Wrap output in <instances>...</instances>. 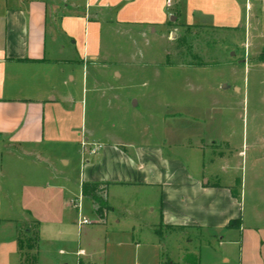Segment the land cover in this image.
I'll return each instance as SVG.
<instances>
[{"label":"crops","instance_id":"1","mask_svg":"<svg viewBox=\"0 0 264 264\" xmlns=\"http://www.w3.org/2000/svg\"><path fill=\"white\" fill-rule=\"evenodd\" d=\"M175 20L241 31L249 57L264 0H0V264H264L263 234L252 228L226 245L215 234L217 247L195 243L201 226L229 231L238 215L232 187L202 172L208 144L196 110L209 105L162 89L150 134L118 136L100 111L87 126L89 94L107 98L114 117L138 107L112 84L139 51L153 58L149 45ZM94 143L102 147L89 154ZM84 182L106 184L103 218L82 195Z\"/></svg>","mask_w":264,"mask_h":264},{"label":"rangeland","instance_id":"2","mask_svg":"<svg viewBox=\"0 0 264 264\" xmlns=\"http://www.w3.org/2000/svg\"><path fill=\"white\" fill-rule=\"evenodd\" d=\"M242 11L243 16L246 12L248 22L249 11L244 8ZM254 11L251 24L255 23ZM175 22L177 20L169 21L171 26L161 43L149 45L156 49L152 59L139 51L136 61L122 66L121 69L128 70L125 76L112 84L120 94L133 95L139 102L138 107L129 114L121 112V118L114 117L117 110L105 108L107 98L101 97L99 103L91 101L89 94L87 126H93L91 121L100 111L109 124L113 123L109 129L118 136L127 134L137 139L138 135L150 134L149 115H156L161 110L151 106L156 100L162 101V98H154L163 97L162 89L182 95L186 103L209 105L205 110H196L200 122L198 131L204 134L208 144L203 149L202 172L205 178L232 187L237 198L235 209L240 229L235 227L228 231L227 228L204 225L200 227L201 242L195 238V243L205 246L209 242L217 247L220 240L214 241L215 234L217 239L222 237L226 245L229 236L239 241L240 232L252 228L263 234V240H259L264 245V61L259 60L260 54L255 56L259 45H264V25L259 32L252 31L250 55L246 57L241 48V31L172 26ZM137 48L144 51L149 47L139 42ZM224 85L227 87L222 89ZM120 119L121 122H117ZM154 132V139H157L160 129L156 125ZM193 150L186 149L187 155L192 153L191 159L196 156ZM185 159L186 165H190L189 158ZM233 260L232 264H236L237 259L234 257Z\"/></svg>","mask_w":264,"mask_h":264},{"label":"trees","instance_id":"3","mask_svg":"<svg viewBox=\"0 0 264 264\" xmlns=\"http://www.w3.org/2000/svg\"><path fill=\"white\" fill-rule=\"evenodd\" d=\"M259 60L264 61V49L260 53ZM82 195L91 200L94 212L103 218L107 213L109 206L106 199V184L103 183H88L84 182L81 187ZM229 227H239V219L231 220L228 223ZM31 244L35 240H30ZM31 245L30 243H27ZM27 264H34L33 260L28 261Z\"/></svg>","mask_w":264,"mask_h":264},{"label":"built area","instance_id":"4","mask_svg":"<svg viewBox=\"0 0 264 264\" xmlns=\"http://www.w3.org/2000/svg\"><path fill=\"white\" fill-rule=\"evenodd\" d=\"M166 1H167V3H170L171 2V0H166ZM81 144L82 145H86V142L83 141ZM101 147H102L101 144H97V143L89 144V146H88V149H89L88 150V153L89 154H93L98 149H100ZM69 205H70V207L73 210H75V211H77V212L80 213V210H81L80 198H71L69 200ZM89 223H90V221L88 219H86L85 217H80V221H79V224L80 225H86V224H89Z\"/></svg>","mask_w":264,"mask_h":264}]
</instances>
